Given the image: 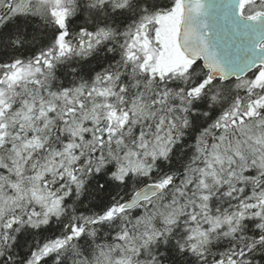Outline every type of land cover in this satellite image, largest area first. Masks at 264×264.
<instances>
[{
  "label": "snow or ice",
  "instance_id": "obj_1",
  "mask_svg": "<svg viewBox=\"0 0 264 264\" xmlns=\"http://www.w3.org/2000/svg\"><path fill=\"white\" fill-rule=\"evenodd\" d=\"M193 2L0 0V264H264V58Z\"/></svg>",
  "mask_w": 264,
  "mask_h": 264
},
{
  "label": "water",
  "instance_id": "obj_2",
  "mask_svg": "<svg viewBox=\"0 0 264 264\" xmlns=\"http://www.w3.org/2000/svg\"><path fill=\"white\" fill-rule=\"evenodd\" d=\"M202 4L199 12L195 11L194 2L189 5L190 22L205 35L210 48L216 52L225 68L234 65L225 59L223 49L216 41L214 25L218 21H226L229 30L237 33L233 48L236 49L235 56L240 62L264 58V49L257 47L258 43L264 40V20H244L239 14L241 0H202ZM204 24H207L206 28L202 27Z\"/></svg>",
  "mask_w": 264,
  "mask_h": 264
},
{
  "label": "rangeland",
  "instance_id": "obj_3",
  "mask_svg": "<svg viewBox=\"0 0 264 264\" xmlns=\"http://www.w3.org/2000/svg\"><path fill=\"white\" fill-rule=\"evenodd\" d=\"M161 29L164 33V39H165V42H169L170 41V37L169 35L167 34V28L165 26H161ZM163 60L164 62L165 61H168V63L165 64V66H172V67H176L178 66L181 62H182V59L180 57H178L175 52H169L168 55H164L163 56Z\"/></svg>",
  "mask_w": 264,
  "mask_h": 264
},
{
  "label": "trees",
  "instance_id": "obj_4",
  "mask_svg": "<svg viewBox=\"0 0 264 264\" xmlns=\"http://www.w3.org/2000/svg\"><path fill=\"white\" fill-rule=\"evenodd\" d=\"M179 17L176 18V22L178 23L179 22ZM77 23H79V21H77ZM161 26H165L167 28V34L169 35L170 39L172 37V25H173V20L172 18L170 17H162L161 18ZM163 56L164 54H161L159 60H158V64L161 66V67H165V68H172V66H165L166 63H168V61H165L163 60ZM163 250V249H162ZM177 259H179L177 257Z\"/></svg>",
  "mask_w": 264,
  "mask_h": 264
},
{
  "label": "flooded vegetation",
  "instance_id": "obj_5",
  "mask_svg": "<svg viewBox=\"0 0 264 264\" xmlns=\"http://www.w3.org/2000/svg\"><path fill=\"white\" fill-rule=\"evenodd\" d=\"M179 19V18H178Z\"/></svg>",
  "mask_w": 264,
  "mask_h": 264
}]
</instances>
